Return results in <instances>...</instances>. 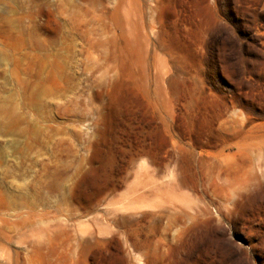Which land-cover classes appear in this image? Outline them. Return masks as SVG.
<instances>
[{"label":"rangeland","instance_id":"rangeland-1","mask_svg":"<svg viewBox=\"0 0 264 264\" xmlns=\"http://www.w3.org/2000/svg\"><path fill=\"white\" fill-rule=\"evenodd\" d=\"M0 56V264H264V0H0Z\"/></svg>","mask_w":264,"mask_h":264},{"label":"bare ground","instance_id":"bare-ground-1","mask_svg":"<svg viewBox=\"0 0 264 264\" xmlns=\"http://www.w3.org/2000/svg\"><path fill=\"white\" fill-rule=\"evenodd\" d=\"M8 23L10 24V25H12V23H11V20L10 19H8ZM5 60V58L4 57H2V56H0V62H3ZM10 125V124H9Z\"/></svg>","mask_w":264,"mask_h":264}]
</instances>
